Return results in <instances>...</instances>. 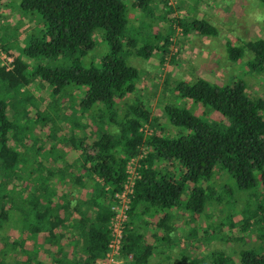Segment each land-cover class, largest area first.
Here are the masks:
<instances>
[{
    "label": "trees",
    "instance_id": "1",
    "mask_svg": "<svg viewBox=\"0 0 264 264\" xmlns=\"http://www.w3.org/2000/svg\"><path fill=\"white\" fill-rule=\"evenodd\" d=\"M5 1L0 0V5ZM139 1L141 6L145 2ZM19 5L24 14L39 12L44 25L40 34L28 32L10 69L0 63V264L103 260L113 240L112 219L117 194L127 182V165L146 146L149 155L131 194L122 236V264H153L155 256L160 257L155 264H183L171 254L177 245L172 236L174 212L200 216L210 204L222 203V195L207 183L218 167L227 169L238 187L247 190L242 227L246 230L264 219V204L251 209L258 185H264V97L253 96L247 82L181 81L177 89L182 98L211 107L221 117L209 121L188 106L167 105V118L180 131L145 135L142 127L150 121L149 109L125 102L140 78L139 68L126 57L132 39H127L125 1L20 0ZM141 8L146 25H156L152 7ZM182 24L186 32L217 33L205 19ZM97 35L110 49L98 64L85 65L84 58L98 43ZM170 37L165 35L156 51H169ZM2 46L9 54L14 48L7 41ZM132 46L136 57L149 59L155 53L150 44ZM246 48L253 55L250 68L264 71V37L248 42ZM227 52L229 59L239 61L246 50L228 42ZM34 77L50 86L59 105L80 107V116L71 120L70 135L62 138L70 146L65 151L53 145L61 140L53 139L61 132L52 115L57 116V111L37 109L29 116V109H23L10 115L8 96L23 94L22 88ZM26 101L38 106L33 97H24L21 104ZM36 124L49 127L46 136L53 140L36 132ZM166 162L179 173L164 167ZM17 212L22 218L21 238L11 240L7 225ZM261 230L264 239V227ZM208 257L211 264H264L262 247H245L238 262L218 249Z\"/></svg>",
    "mask_w": 264,
    "mask_h": 264
},
{
    "label": "rangeland",
    "instance_id": "2",
    "mask_svg": "<svg viewBox=\"0 0 264 264\" xmlns=\"http://www.w3.org/2000/svg\"><path fill=\"white\" fill-rule=\"evenodd\" d=\"M124 1L129 16L127 39H132L131 44L125 49L126 57L140 71L136 88L125 98V102L142 104L149 109L151 117L146 124L153 133L174 135L180 131L169 122L165 113L167 105L188 106L198 114L203 113L209 121L221 117V114L211 107L192 104V101L182 98L177 89L181 81L193 84L203 78L214 84L225 85L241 79L247 82L253 96L264 97V71L250 68L248 61L253 55L246 48L248 42L264 37L263 2L260 0H145L142 6L149 9L152 7L156 22V25L148 26L140 1ZM19 4L20 0H6L3 6L0 5V45L7 41L11 48L14 46L11 50L12 56L19 54V47L25 44L28 32L40 34L44 25V18L39 12L24 14L20 11ZM195 19L207 20L216 27L217 33L205 36L196 30L186 32L182 22L190 24ZM167 34L172 36L170 50L156 51V47L159 43L163 44L162 38ZM96 38L98 43L89 56L84 58L85 65L91 62L98 64L101 57L110 49L108 43L99 35ZM228 42L245 46L246 52L241 60L229 59ZM133 44H136L137 48L147 44L153 45L155 53L149 59L136 57V48L132 46ZM0 63H2L1 59ZM22 93L18 96H8L12 104H10V115L23 109H29V116H34L37 109L51 113L57 111V116L52 115L54 123L61 132L59 138L53 139L61 140L53 145H56L57 149L64 148L63 151L69 148V144L61 141L63 136L70 135L72 118L80 116L78 103L74 108L69 106V103L59 105L57 100L53 99L50 86L39 77L32 78L31 83L22 88ZM78 94L80 96L82 93L78 91ZM24 97H33V101H36L38 106L31 107L30 101L21 104ZM35 129L45 139L51 140L46 136L49 127L42 129L40 124H36ZM76 133L78 136L82 135L79 128ZM144 148L149 155V146ZM164 167L176 174L179 173V169L177 170L170 162H166ZM207 183L215 188L218 195H222V203L210 204L200 216L182 211L174 212L171 222L174 226L172 236L176 238L177 245L173 246L171 254L182 260L183 264H211L208 255L214 249L226 252L235 262H238L239 253L245 247H262L264 250V239L261 238L264 219L259 224L251 223L246 230L241 224L247 206V190H241L228 170L221 167H218L214 177ZM259 203L264 204V185H258L255 197H252L251 209L254 210ZM21 219L20 213L17 212L7 225L11 240L21 238ZM158 250H162V247ZM166 252L168 253V249ZM195 259L199 262H194ZM156 260L159 261L160 257L155 256L152 263L155 264ZM168 263V261L164 262V264Z\"/></svg>",
    "mask_w": 264,
    "mask_h": 264
},
{
    "label": "built area",
    "instance_id": "3",
    "mask_svg": "<svg viewBox=\"0 0 264 264\" xmlns=\"http://www.w3.org/2000/svg\"><path fill=\"white\" fill-rule=\"evenodd\" d=\"M0 59L2 65L10 69L13 66L14 56L6 53L0 45ZM145 135L152 134L151 129L145 124L142 127ZM147 158V152L142 147L140 153L132 158L127 165V182L125 188L121 193L117 194L118 202L115 205V216L112 219V234L113 240L110 244V250L106 257L99 261L97 264H122L123 258L121 257L122 236L126 223L129 221V208L131 202V194L134 191L136 180L141 177L140 169L143 166V160Z\"/></svg>",
    "mask_w": 264,
    "mask_h": 264
}]
</instances>
